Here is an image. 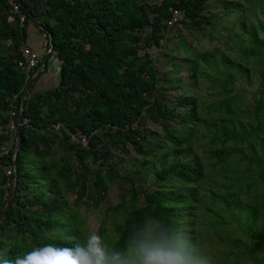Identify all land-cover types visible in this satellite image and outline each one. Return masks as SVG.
Returning <instances> with one entry per match:
<instances>
[{
  "label": "rangeland",
  "instance_id": "rangeland-1",
  "mask_svg": "<svg viewBox=\"0 0 264 264\" xmlns=\"http://www.w3.org/2000/svg\"><path fill=\"white\" fill-rule=\"evenodd\" d=\"M24 1L32 5L37 20L33 22L35 27L36 23L38 26L45 23L53 28H59L65 21V6L75 2L63 0L60 4L57 0L53 3L42 0V4L41 0ZM171 1L177 3L179 0ZM162 2H135L136 8L143 7L148 24L131 32L125 46L136 51L135 56L126 61L128 65L132 59V69L141 68L144 62H150L154 68L153 89L140 93L147 102L143 110L130 115L126 128L118 130L103 125L93 132L92 157L78 160L74 153L65 149L66 146L58 143L61 138L50 139L45 147L47 156L35 159V164H42L45 170H39L32 161L34 156L29 155L23 165L24 176L16 177L20 187L13 186V179L0 174V224H5L4 215L8 211H12L16 218L20 216L21 220L30 218V213L38 212L40 220L49 218L54 225L53 235L62 234L63 226L67 225L92 253L96 264H110L114 243L131 211V205L145 207L147 201L144 195L148 193L158 192L172 197L184 194L187 201L176 206L167 205L181 216L175 222L173 238H166L163 243L150 245L145 242L143 247L128 248L123 262L118 260L113 264H152L162 255L164 264H187L185 257L188 264H264V182L254 167L241 159L244 154L263 158L264 135L259 133L256 139L239 145L232 142L210 145L209 138L204 137L207 126L234 128L235 131H239V123L247 130L252 127L253 117L245 114L247 110H254L258 98L256 71L260 65L258 58H253L245 50L259 43L264 47V0H205L199 14L200 27L192 25L179 10V24L170 29L164 27L159 45L148 47L144 38L150 35L154 17L148 7L160 6ZM0 6H5L4 1H0ZM96 27V23H89L86 33L92 32L101 42L104 33L98 32ZM35 32V39L42 48L44 34ZM12 45L10 41L0 42V48H5L0 51V69L6 65L4 55L9 53ZM12 62L15 63L14 60ZM127 65L117 69L119 74L115 82L121 81ZM224 65L233 74V84L226 90L221 85L212 88L208 78L220 80L218 72L225 69ZM59 66L57 61L49 60L45 73H54L57 80ZM41 70L39 65L30 80ZM71 95L84 96L80 91ZM225 98L233 99L231 114H219L210 109L211 104ZM120 100L127 109L135 108L133 102L124 101L122 97ZM157 101L162 102L166 110L174 111V117L167 119L160 116L157 120L148 117L146 108ZM67 102L70 104V101ZM71 109L74 106L71 105ZM41 115H47L45 108L41 110ZM61 115L65 117L68 112ZM88 126L90 121L86 128ZM133 129L138 132L131 133ZM30 131L27 128L26 134L30 135ZM6 133L7 127H1L0 134L6 136ZM50 134L48 132L46 136ZM6 144L3 137L0 155L8 149ZM219 151L225 154L216 155L215 152ZM172 161H180L198 170L201 180L184 183L173 177L159 179L160 170ZM62 162L68 163L69 173L60 177L54 166L60 167ZM110 171L116 174L113 179ZM36 172L43 173L45 177L35 180ZM97 178L106 183L105 190L95 187ZM49 182L55 184L57 193L47 192ZM42 193H45L48 203L58 201L60 214L57 217L49 215L41 205L25 203V200H33ZM13 196L21 198L23 204L15 203ZM120 204L123 205L119 208ZM32 217L36 219L37 215ZM157 224L155 220H148L146 231L154 230ZM5 230L0 237L4 244L25 245L27 248L32 244L30 233L25 231L22 235L25 239L22 240L13 223ZM227 233L231 237L227 238ZM147 240H150V234ZM165 242L167 250L164 249ZM102 256L106 259L105 263L100 261ZM32 263L25 252L10 264Z\"/></svg>",
  "mask_w": 264,
  "mask_h": 264
},
{
  "label": "trees",
  "instance_id": "trees-1",
  "mask_svg": "<svg viewBox=\"0 0 264 264\" xmlns=\"http://www.w3.org/2000/svg\"><path fill=\"white\" fill-rule=\"evenodd\" d=\"M4 1L5 6H0V42L10 41L17 47L23 45L27 33L26 29L29 24L37 21L35 14H33L22 0L20 3V12L25 17L23 24L17 23L16 28H11L8 23L9 2L17 0H0ZM47 3L53 0H46ZM60 4L63 0H57ZM73 4L66 5V18L61 23L59 28H53L49 24L41 23L39 31L46 36L44 46H40L41 61L46 56V49L50 42L52 50L46 56L47 65L41 72V75L46 72L49 60L57 54L55 60L59 62V85L54 86L44 91H36L31 88L27 93L22 109L23 118L26 124L21 130L19 139V148L16 153V176L20 178L24 176V163L29 155L34 156L35 159L47 156L45 148L31 151L32 145L26 138V129L43 131L45 133H52L53 124L57 122L64 123L70 132L77 130L86 134H92L103 125L115 127L118 130L126 128L129 125L130 115L140 113L147 104L140 93H147L153 89L154 82V68L150 62H144L141 68L137 70L132 69V59L126 64L127 59L135 56L136 51L133 48H125L127 38L133 31L143 29L148 24L147 15L143 12V7L136 8L135 2L138 0H74ZM205 0H179L177 3L171 0H163L160 6L148 7L149 12L154 15L151 23V32L148 37H145V45L158 46L159 40L166 28V20L168 19V8L174 7L181 10L186 19L192 25L200 27L199 14L202 11V5ZM249 1V0H246ZM23 3L26 9H22ZM53 3V2H52ZM60 4H57L61 6ZM163 21V23H162ZM89 23H96L99 31H103L104 36L99 42L97 36L86 33ZM162 23V25H161ZM199 23V24H198ZM38 26V24H35ZM92 31V29H91ZM40 45V44H39ZM88 45V47L86 46ZM15 46V48H17ZM25 47H31L23 45ZM13 47V46H12ZM32 48V47H31ZM33 49V48H32ZM34 50V49H33ZM35 51V50H34ZM245 53L251 55L253 58H258L260 68L256 71L258 74V90L257 100L255 101L254 110H247L246 116L253 117L251 121V128L247 130L243 124L239 123V131L234 128H218L217 126H207V133L204 137L209 138L210 145L216 143L225 144L232 142L234 145L248 143L249 140L256 139L260 133L264 135V47L259 43L257 46H252ZM42 54V55H41ZM16 63L7 62L6 65L0 69V128L5 127L11 106H15V122L18 121L23 94L29 84L30 79L15 67ZM126 66L125 72L121 75V81L115 82L118 76V68ZM14 67V68H13ZM224 70L219 71L221 79L216 80L212 77L208 78L212 82V88L215 86L230 87L233 84V74L228 71V67L224 65ZM33 75V74H32ZM40 75V76H41ZM40 78V77H39ZM38 79V78H37ZM36 82V81H35ZM80 91L84 94L83 97H74L71 93ZM89 92V93H88ZM38 93V94H37ZM226 92L224 93V95ZM120 97L124 101L133 102L135 108L127 109L125 104L121 102ZM70 101V104L67 102ZM71 105L74 109H71ZM90 107L84 113L83 111ZM233 99L225 98L211 104L209 107L217 113H232ZM46 108L47 115L42 116L41 110ZM65 111L68 115L63 117L61 114ZM146 115L152 119L157 120V117H164L171 119L174 117V111L166 110L162 102L157 101L155 105H149L146 108ZM85 118V119H84ZM245 118V116H244ZM90 121V126L87 127V122ZM130 131V130H129ZM133 129L130 132L134 133ZM138 131H136L137 133ZM6 136L0 134V148L1 140ZM94 137V136H93ZM91 136L88 149H79L78 146L71 145L68 137L65 135H58L61 145L66 146L65 149L74 153L78 160H83L92 157V142ZM75 151V152H74ZM216 155H224L225 152H215ZM14 150L10 149L7 153L0 155V174L4 178L3 168L13 165ZM242 160H247L257 171L258 175L264 182V156L258 158L254 154H244L241 156ZM39 170H45L42 164H35ZM57 173L60 177L69 173V165L67 162H62L60 167H57ZM111 172V171H110ZM113 179L116 177L114 172L110 174ZM159 179L173 177L184 183H192L201 180V175L198 170L189 168L188 165L180 161H172L167 167H163L158 173ZM38 176V177H37ZM109 176V173H108ZM45 177L43 173L36 172L34 179ZM111 181V179H108ZM21 183L17 182V188ZM95 187L106 189V183H103L100 178L95 179ZM47 192L57 193V188L53 182H49ZM147 205L143 208H136L130 206V213L123 222V228L119 233L118 240L114 243L113 255L110 264L123 262L124 253L128 248L135 246L143 247L145 242L152 245L154 242L163 243L167 238L174 237V230L176 228L175 222L181 218L179 212H174L172 208L167 207L168 204L176 206L181 202L187 201V196L179 194L172 197L171 195H161L158 192L148 193L144 195ZM217 200V199H216ZM13 201L17 204H23L21 198L13 196ZM30 206L41 205L46 208L48 214L57 217L60 214V208L57 207L58 201L51 203L45 199V193L40 196H35L33 200H25ZM123 204L119 205V208ZM118 209V208H117ZM38 212L30 213V218L21 220L12 215V211L5 213L6 221L4 225L0 224V237L6 232L5 228L10 223L16 233L22 236L25 231L29 232L32 238V244L27 248L25 245L19 246L17 244H4L0 239V263L10 264L17 261L25 252L32 264H96V260L88 248L75 235V231L66 226H63V233L60 235H53L54 225L51 224L49 218L45 221L40 220ZM37 215L35 219L33 215ZM35 220V224L32 222ZM155 220L158 222L154 230L146 231L145 223L148 220ZM216 223V222H215ZM65 225V224H64ZM42 234V235H40ZM150 234V240L146 241L147 235ZM231 234L227 233L229 238ZM231 237V236H230ZM164 249H168V245L164 243ZM187 252V248H184ZM102 263H105L104 256L100 258ZM184 261L188 264L187 257ZM164 256L156 258L152 264H164Z\"/></svg>",
  "mask_w": 264,
  "mask_h": 264
},
{
  "label": "built area",
  "instance_id": "built-area-1",
  "mask_svg": "<svg viewBox=\"0 0 264 264\" xmlns=\"http://www.w3.org/2000/svg\"><path fill=\"white\" fill-rule=\"evenodd\" d=\"M19 3L20 2L18 0L17 3L14 1L9 2L10 7L8 10V15L10 17L16 18L17 23L23 24L25 22V17L20 12ZM168 13L169 14H168V19L166 20V28L170 29L176 26L177 24H179V22L181 21V11L175 9L174 7H169ZM44 37L46 38L45 35ZM51 50L52 47L49 42L48 48L46 49V56H48L51 53ZM20 53H21V57L20 59L15 60V63L17 64L19 70L26 76V79L28 80L31 78L32 76L31 74L39 67V65L43 69V61H41L39 54L36 51H34L31 47L22 46ZM19 112L22 113L21 107L19 108ZM8 114H9V118L6 124L7 127L6 145L8 146V149L4 153H7L8 150L13 149L15 154L16 148L19 145V142L16 139L18 121L15 122L14 120V117L16 115L15 106L13 105L11 106V109ZM25 124L26 121L23 118L22 128L24 127ZM52 128L55 137H57L58 135H65L66 137H68V141L71 145L78 146L81 149L88 148L91 134H86L79 130L75 132H70L67 126L61 122H57L53 124ZM13 160H14V155H13ZM3 171L9 180L13 179L12 183L13 186H15V181L17 176H16V169L14 168V166L4 167Z\"/></svg>",
  "mask_w": 264,
  "mask_h": 264
},
{
  "label": "crops",
  "instance_id": "crops-1",
  "mask_svg": "<svg viewBox=\"0 0 264 264\" xmlns=\"http://www.w3.org/2000/svg\"><path fill=\"white\" fill-rule=\"evenodd\" d=\"M22 1L25 3V5L28 8H30L31 12L34 14V12L31 9L32 5L28 2H25L24 0H22ZM41 3L43 4L42 0H41ZM16 23H17L16 18H14V17L8 18L7 24L11 28H16L17 27ZM39 29H40L39 26L36 25V27H35L33 23L29 24L27 29H26L27 30L26 31L27 36H26L25 40H23V42H21V43H24L23 45L31 46L35 51H37L38 53H41V51L39 50L40 42L35 39V37L37 36V33L35 31L38 32ZM23 45H20L17 48H13L14 46L12 45L13 47L11 49L8 48V49H10L9 53H6L4 55L5 62H9V61L12 62V60L15 61L17 59H20V57H21L20 50H21ZM1 49H5V48H0V51H1ZM55 58H56V56L54 55L51 58V61L54 62ZM58 64H59V62H58ZM38 74H39V72L35 73L34 78L37 76L38 79L36 78V82L34 79V81H32V85H31V88H34V90H36V91H39V92L44 91V90L50 89L54 86H57L59 84L60 74L58 75L57 80H55V76H54L55 74L54 73H50V74L43 73L42 75H41V73L39 75ZM45 111H46V108H45ZM30 130H31L29 133L30 135L26 134V138L29 140V142L32 145L31 151L36 150V148H38V149L45 148L47 141H49L50 139H52L53 141H54V139H57V137H55L54 134H50L49 136L48 135L46 136V133L43 131H38V130H33V129H30ZM79 149H81V148H79Z\"/></svg>",
  "mask_w": 264,
  "mask_h": 264
},
{
  "label": "water",
  "instance_id": "water-1",
  "mask_svg": "<svg viewBox=\"0 0 264 264\" xmlns=\"http://www.w3.org/2000/svg\"><path fill=\"white\" fill-rule=\"evenodd\" d=\"M21 7H22V9H26V7H25V5L23 4V3H21ZM40 27H41V24H40ZM47 59H48V57H45L44 58V60H43V70H44V68L46 67V65H47ZM42 71V70H41ZM41 71H39V74L41 73ZM38 74V75H39ZM36 78V77H35ZM35 78H33L32 80H30V82H29V84L27 85V87H26V90H25V92H24V94H23V97H22V101H21V108L23 109L24 108V102H25V97H26V95H27V93L30 91V89H31V85H32V81H34V79ZM22 119H23V114L21 113L20 114V116H19V120H18V126H17V132H16V139L18 140V142H19V139H20V135H21V130H22ZM18 148H19V145L17 146V148H16V151H15V154H14V160H13V165H14V168L16 169V159H15V157H16V153H17V151H18ZM17 185V181H15V186ZM2 215V213L0 214V216Z\"/></svg>",
  "mask_w": 264,
  "mask_h": 264
}]
</instances>
